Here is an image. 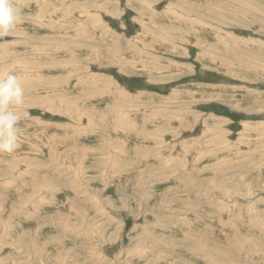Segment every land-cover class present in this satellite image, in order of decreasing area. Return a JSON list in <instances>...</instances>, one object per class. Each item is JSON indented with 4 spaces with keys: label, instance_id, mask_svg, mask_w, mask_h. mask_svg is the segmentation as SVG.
Masks as SVG:
<instances>
[{
    "label": "rangeland",
    "instance_id": "obj_1",
    "mask_svg": "<svg viewBox=\"0 0 264 264\" xmlns=\"http://www.w3.org/2000/svg\"><path fill=\"white\" fill-rule=\"evenodd\" d=\"M14 2L0 264H264V0Z\"/></svg>",
    "mask_w": 264,
    "mask_h": 264
},
{
    "label": "clouds",
    "instance_id": "obj_2",
    "mask_svg": "<svg viewBox=\"0 0 264 264\" xmlns=\"http://www.w3.org/2000/svg\"><path fill=\"white\" fill-rule=\"evenodd\" d=\"M22 10L14 0H0V40L17 29ZM7 43L8 41H4ZM21 76L8 71L0 76V151L12 153L20 146V106L24 104Z\"/></svg>",
    "mask_w": 264,
    "mask_h": 264
},
{
    "label": "bare ground",
    "instance_id": "obj_3",
    "mask_svg": "<svg viewBox=\"0 0 264 264\" xmlns=\"http://www.w3.org/2000/svg\"><path fill=\"white\" fill-rule=\"evenodd\" d=\"M251 1V0H250ZM209 10V9H208ZM210 11V10H209ZM1 197V196H0Z\"/></svg>",
    "mask_w": 264,
    "mask_h": 264
}]
</instances>
